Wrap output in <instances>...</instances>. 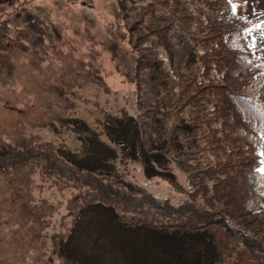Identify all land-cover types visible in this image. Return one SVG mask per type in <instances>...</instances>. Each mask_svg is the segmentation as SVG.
<instances>
[{
    "label": "rangeland",
    "instance_id": "1",
    "mask_svg": "<svg viewBox=\"0 0 264 264\" xmlns=\"http://www.w3.org/2000/svg\"><path fill=\"white\" fill-rule=\"evenodd\" d=\"M254 1L0 0V264H264Z\"/></svg>",
    "mask_w": 264,
    "mask_h": 264
},
{
    "label": "trees",
    "instance_id": "2",
    "mask_svg": "<svg viewBox=\"0 0 264 264\" xmlns=\"http://www.w3.org/2000/svg\"><path fill=\"white\" fill-rule=\"evenodd\" d=\"M255 3L256 2L254 0H251V11L257 10V6L255 5ZM216 22H218L216 18H215V20L213 22L212 21H208L209 24L215 25V27L218 29L217 36H221L222 35L221 30L219 29V26L217 25ZM239 31H241V29L238 30V32ZM261 38H262V34L259 37L254 36L253 43L252 42H250V43L252 44V52H254V55H255V58H256L254 64H256V66H257L258 63H260L264 67V55H262V53L259 52ZM220 40L222 41V44H225V43H228L229 42V39H226L225 41L223 39H220ZM253 75H256V74H253ZM234 93H237V91L235 90ZM236 100L237 101H241V99H236ZM230 126L232 127L233 131L236 132V134L239 133L236 126H234L232 124H230ZM132 132L133 131H131V135L133 137L135 136L137 139L136 140H134V139H131L130 140V148L133 150L134 153H136L137 150H138V143H139L138 132H136V133H132ZM260 135H261L262 138H264L263 133H260ZM237 137H238L237 139L235 138L236 141H239V142L240 141L241 142L243 141V143H244L245 137H243V134H241V136H237ZM248 145L250 146V143H248ZM241 147L245 151H247V149L244 148V144H242ZM257 151H258V156H257V158L255 157V164H254L253 168L256 167V169L258 170V172L261 173L262 175H264V171H260L259 170V169H264V144H263V148L261 146H259ZM250 152L252 153V149L251 148H250ZM141 154H143L144 156H146V153L145 152H143ZM152 156L156 160V159H158L160 157H163V153H161L160 151H156V152H153ZM157 174L158 175L160 174L159 173V170L158 171L156 170V173L150 174V175L154 176V175H157ZM160 175L161 176H168L167 172L161 173ZM252 177H253V173H252ZM263 201L264 200H261V202H263ZM189 232L190 231H187V232L184 233V231H183L182 232V236L184 237V234L189 233Z\"/></svg>",
    "mask_w": 264,
    "mask_h": 264
},
{
    "label": "snow or ice",
    "instance_id": "3",
    "mask_svg": "<svg viewBox=\"0 0 264 264\" xmlns=\"http://www.w3.org/2000/svg\"><path fill=\"white\" fill-rule=\"evenodd\" d=\"M228 3L232 4V10H233V13L235 12V9H236V5L232 3V0H228ZM260 171H264V169H259Z\"/></svg>",
    "mask_w": 264,
    "mask_h": 264
},
{
    "label": "bare ground",
    "instance_id": "4",
    "mask_svg": "<svg viewBox=\"0 0 264 264\" xmlns=\"http://www.w3.org/2000/svg\"><path fill=\"white\" fill-rule=\"evenodd\" d=\"M113 79L119 83V77L118 76H114Z\"/></svg>",
    "mask_w": 264,
    "mask_h": 264
}]
</instances>
